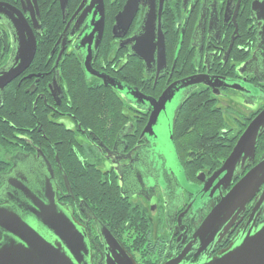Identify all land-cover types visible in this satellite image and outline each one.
Returning a JSON list of instances; mask_svg holds the SVG:
<instances>
[{
    "label": "flooded vegetation",
    "instance_id": "1",
    "mask_svg": "<svg viewBox=\"0 0 264 264\" xmlns=\"http://www.w3.org/2000/svg\"><path fill=\"white\" fill-rule=\"evenodd\" d=\"M126 1L103 0L96 45L75 16L83 0H67L64 18L59 0H0L5 10L21 13L36 41L31 63L5 86L0 104V205L13 201L7 198L11 179L20 177L44 202L51 196L83 237L86 264H105L104 228L134 264H199L264 223V212L255 214L263 186L244 214L222 223L204 254L197 253L208 214L264 155L262 132L253 164L236 167L227 190L209 185L264 110V0L143 1L116 37L113 25ZM16 59L15 31L0 13V72ZM189 77L210 86L197 85L178 109L175 154L167 156L162 136L144 133L149 103ZM192 100L210 108V122L177 128L183 105ZM213 145L231 149L212 159L204 148ZM44 163L54 179L50 194L34 176L45 171Z\"/></svg>",
    "mask_w": 264,
    "mask_h": 264
},
{
    "label": "water",
    "instance_id": "2",
    "mask_svg": "<svg viewBox=\"0 0 264 264\" xmlns=\"http://www.w3.org/2000/svg\"><path fill=\"white\" fill-rule=\"evenodd\" d=\"M59 1L64 18L67 0ZM143 1L150 5L154 3V0L126 1L123 10L116 15L112 30L114 36L119 37L126 32L139 4ZM5 8L8 9L0 3V13L6 16L17 38V63L0 72V104L5 86L27 68L36 48L32 28L25 18L18 11L5 10ZM75 16L81 23H86L91 32V34L88 32L89 36L95 35V43L98 45L104 27L103 0H83ZM153 20L154 14L151 12L143 23V32L146 33L152 27ZM88 44H91V41ZM84 67L90 71L87 63ZM199 84L210 86L198 77H189L167 89L157 101L150 100L152 112L144 133L146 132L150 139H164L163 149L166 152L170 150L175 154L172 136L176 113L188 97V93ZM262 132H264V110L247 126L227 159L211 177L209 185L214 184L215 189L220 187L227 190L235 177V168L253 164L256 140ZM158 135L162 137L159 138ZM159 148L162 150V146ZM166 155L172 154L168 152ZM44 165L45 171L34 176L38 178V188L50 194L54 185L53 174L49 164L44 163ZM263 186L264 155L257 165L221 197L208 214L199 230L200 241L197 244L200 250L197 249V253L204 254L205 248L211 243L210 239L222 223H233L238 216L244 214L249 202L257 196ZM11 187L13 190L7 198L9 200L10 197L13 201L0 205V264H86L83 237L71 223L66 222L53 203L52 197L44 202L32 192L34 186L31 187L20 177H12ZM262 203H264V189L255 209L256 217L264 212ZM104 229L102 236L109 249L105 264H134L109 230ZM165 264L187 263L178 259ZM199 264H264V223L255 230L243 231L228 248L218 253L216 257L203 258Z\"/></svg>",
    "mask_w": 264,
    "mask_h": 264
},
{
    "label": "trees",
    "instance_id": "3",
    "mask_svg": "<svg viewBox=\"0 0 264 264\" xmlns=\"http://www.w3.org/2000/svg\"><path fill=\"white\" fill-rule=\"evenodd\" d=\"M200 100L197 101H190L186 102L183 105L181 115L179 118V121L177 123V128L182 127L183 125L187 126L188 129L193 128V127H199V129L206 128V124L210 122V120H207L212 112L210 111V108L206 106V104H198ZM213 132H217L216 129L213 130ZM231 149V148H230ZM229 149V150H230ZM206 150L209 153H212L213 155H217L218 157H225L227 153L229 152L228 149L225 150V148L220 147V146H211L210 148H204V151ZM225 151V152H224ZM213 161L215 163V166L219 164L217 161ZM2 170V163H0V171Z\"/></svg>",
    "mask_w": 264,
    "mask_h": 264
},
{
    "label": "rangeland",
    "instance_id": "4",
    "mask_svg": "<svg viewBox=\"0 0 264 264\" xmlns=\"http://www.w3.org/2000/svg\"><path fill=\"white\" fill-rule=\"evenodd\" d=\"M213 155V154H212ZM214 158V155H213V157H212V159Z\"/></svg>",
    "mask_w": 264,
    "mask_h": 264
}]
</instances>
